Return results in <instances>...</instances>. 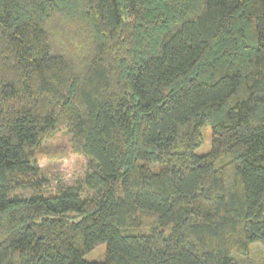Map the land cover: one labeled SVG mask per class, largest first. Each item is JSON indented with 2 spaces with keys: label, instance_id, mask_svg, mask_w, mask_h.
<instances>
[{
  "label": "trees",
  "instance_id": "1",
  "mask_svg": "<svg viewBox=\"0 0 264 264\" xmlns=\"http://www.w3.org/2000/svg\"><path fill=\"white\" fill-rule=\"evenodd\" d=\"M62 130L87 168L52 188L34 150ZM252 243L264 0H0V264H264Z\"/></svg>",
  "mask_w": 264,
  "mask_h": 264
},
{
  "label": "rangeland",
  "instance_id": "2",
  "mask_svg": "<svg viewBox=\"0 0 264 264\" xmlns=\"http://www.w3.org/2000/svg\"><path fill=\"white\" fill-rule=\"evenodd\" d=\"M203 141L196 147L197 154L206 153L210 149V127L202 128ZM40 170L49 179L50 187L57 185L76 184L87 168V158L71 151L70 137L65 131L55 133L34 150ZM250 250L261 252L264 256V245L260 243L250 244ZM106 245L98 243L94 248L84 254L88 261H101L105 256Z\"/></svg>",
  "mask_w": 264,
  "mask_h": 264
}]
</instances>
